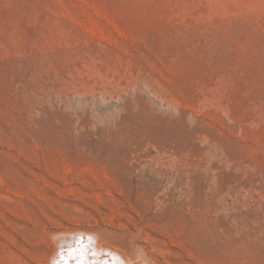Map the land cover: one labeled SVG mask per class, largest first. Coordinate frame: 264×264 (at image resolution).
I'll use <instances>...</instances> for the list:
<instances>
[{"label":"rangeland","instance_id":"1","mask_svg":"<svg viewBox=\"0 0 264 264\" xmlns=\"http://www.w3.org/2000/svg\"><path fill=\"white\" fill-rule=\"evenodd\" d=\"M75 232L264 264V0H0V264Z\"/></svg>","mask_w":264,"mask_h":264},{"label":"bare ground","instance_id":"2","mask_svg":"<svg viewBox=\"0 0 264 264\" xmlns=\"http://www.w3.org/2000/svg\"><path fill=\"white\" fill-rule=\"evenodd\" d=\"M80 238H82L81 244H87V242H90V244L86 245L88 247L85 246L86 250L82 251L83 253L85 252V255H83L84 257L81 256L83 258L80 257L79 259V256L75 258V254H81V252H79L80 250L77 251L78 253L75 252V246L77 247ZM75 242L77 243L75 244ZM78 248L80 247L78 246ZM83 248L84 246L82 249ZM104 259L106 260V262L103 261L104 264H135L119 252L105 248L96 234H89L88 232L87 234L86 232L60 234L53 240V254L50 264H101V261Z\"/></svg>","mask_w":264,"mask_h":264}]
</instances>
